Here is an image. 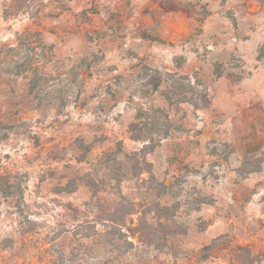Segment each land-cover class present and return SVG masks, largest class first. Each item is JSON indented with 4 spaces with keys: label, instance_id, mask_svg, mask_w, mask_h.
Wrapping results in <instances>:
<instances>
[{
    "label": "rangeland",
    "instance_id": "rangeland-1",
    "mask_svg": "<svg viewBox=\"0 0 264 264\" xmlns=\"http://www.w3.org/2000/svg\"><path fill=\"white\" fill-rule=\"evenodd\" d=\"M0 264H264V0H0Z\"/></svg>",
    "mask_w": 264,
    "mask_h": 264
},
{
    "label": "trees",
    "instance_id": "trees-1",
    "mask_svg": "<svg viewBox=\"0 0 264 264\" xmlns=\"http://www.w3.org/2000/svg\"><path fill=\"white\" fill-rule=\"evenodd\" d=\"M0 179H3V177H1Z\"/></svg>",
    "mask_w": 264,
    "mask_h": 264
}]
</instances>
